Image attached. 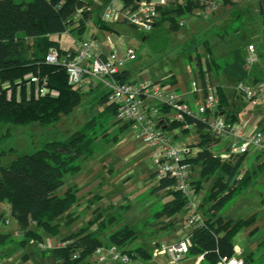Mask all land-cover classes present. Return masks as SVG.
<instances>
[{
    "label": "trees",
    "instance_id": "1",
    "mask_svg": "<svg viewBox=\"0 0 264 264\" xmlns=\"http://www.w3.org/2000/svg\"><path fill=\"white\" fill-rule=\"evenodd\" d=\"M207 1L209 0H184L182 6L166 10L159 8L157 26L168 21L170 28L177 30L180 27L178 17L204 6ZM227 1L223 0V3ZM138 2L139 0H123V6L135 8ZM89 5L90 2L86 0H0V124L17 126L37 123L42 127H49L60 122L62 117L70 115L81 103L83 90L70 86L65 69L48 64L46 56L51 48L63 51L59 42L51 39L52 35L69 33L76 40H82L91 19V13L87 10ZM259 5L264 16V0H260ZM81 9L86 10L76 18ZM97 23L99 29L111 31L101 19ZM211 63L217 62L207 64ZM197 66L204 84L210 65L206 68L198 61ZM32 76H37L40 80L47 79V93H36V86L30 81ZM118 79L129 81L128 72H122ZM217 89L221 112L227 114L231 121H236V115L229 109V98L223 88ZM52 91L57 94L52 95ZM107 101L106 94L100 102ZM116 117V108L108 105L104 112L94 116L69 139L46 143L35 153L19 155L10 165L0 167V202L10 207L12 217L24 233L25 240L19 243V248H23L31 240L43 243L44 238L39 230L51 237L58 236L62 230V223L59 222L62 217L65 218L67 227L76 221L78 217L73 208L79 201V189L72 186L61 193L60 190L65 186L64 178L67 174H76L80 170V161L96 153L97 139L109 135L110 128L119 123L114 122ZM173 126L180 127L181 124ZM198 132L201 135L200 145L207 147L211 139L200 124ZM244 159L241 158L235 165L222 164L205 150L193 160L194 165L201 167V179L196 182L198 192L204 182L219 172L223 174H218V180L201 206L205 208L209 205L203 213L206 215L203 225L191 234L189 256L204 255L209 264H218L220 257L234 255L233 239L236 234L255 225L258 213L237 221L225 220L218 214L237 195V191L247 187L256 174L264 169L263 163L256 168H249L244 177L233 184ZM166 187V182H160L154 192L163 191ZM171 192L174 200L165 204L156 213V217H177L183 213L187 204L185 198L178 192ZM2 217L0 215V220ZM116 218L118 216L104 217V212L97 208L93 219L85 227L62 239L61 242L67 243L65 247L55 248L46 254L59 264H95L92 255L97 248L117 246L126 250L134 263L139 259L148 261L152 257L151 251L143 247L126 249L137 238L136 231L128 226L111 232L108 244L103 242V234L109 232ZM95 227L96 230H93ZM12 241L8 235L0 234V247L11 244ZM76 254L77 258L74 257ZM244 259L245 264H249L253 256L250 254Z\"/></svg>",
    "mask_w": 264,
    "mask_h": 264
},
{
    "label": "built area",
    "instance_id": "2",
    "mask_svg": "<svg viewBox=\"0 0 264 264\" xmlns=\"http://www.w3.org/2000/svg\"><path fill=\"white\" fill-rule=\"evenodd\" d=\"M220 0H209L198 8V16L211 17L220 6ZM168 2L161 0H139L135 8H125L123 0H110L105 7L101 20L104 22L125 23L143 33L152 32L160 18L159 8L167 7ZM83 10L78 11L79 16ZM183 24L181 23V26ZM247 68L251 69L258 62V54L253 45L247 48ZM136 60V51L126 47L125 54L112 51L107 57L101 58L92 49V41L76 40L75 49L60 51L51 48L46 56L48 64L61 66L65 69L68 84L74 88L87 90L94 84H102L107 89V104L117 110V119L129 125L134 136L138 138L149 152V159L154 168V175L159 182H166L165 190L180 193L187 204L180 215L191 231L180 240L162 244L163 254L171 264H176L189 256L192 240L191 234L203 225L204 219L200 211L204 196L196 190V168L193 160L205 150L223 163L235 165L241 158V164L234 182L240 181L249 169V160L255 157L264 164V131H252L243 128L236 121H231L220 110V96L217 88L205 79V83L191 77L192 94L196 97L193 105L187 103L182 94L153 81H120L127 61ZM36 86L37 94L48 92L47 79L40 80L37 76L30 78ZM56 95L55 91L51 92ZM235 93L243 102L264 108V82L247 84L239 82ZM174 124H181L174 127ZM211 142L202 147L198 125ZM195 130L196 135L180 137L183 132ZM233 182V184H234ZM2 212L9 206L0 202ZM4 225L10 220L4 218ZM67 243H56L52 239L40 243L42 250L49 251L65 247ZM242 249L234 247V255L222 256L218 264H245L241 257ZM204 257V255H201ZM77 258V254L74 256ZM95 264H133L129 253L117 246H102L92 255Z\"/></svg>",
    "mask_w": 264,
    "mask_h": 264
},
{
    "label": "rangeland",
    "instance_id": "3",
    "mask_svg": "<svg viewBox=\"0 0 264 264\" xmlns=\"http://www.w3.org/2000/svg\"><path fill=\"white\" fill-rule=\"evenodd\" d=\"M217 11L218 13L223 11L221 10V6L218 7ZM235 14L236 10L234 14L230 16V20H224L217 26H212L207 31L209 33L206 39L220 62L216 64H203V66H207L206 68H208V65L211 66H209L210 73L213 74L212 76H214L216 83L220 82L223 85V90H225L227 96L229 95V98H232L231 88H234L236 84V75L234 73V69L236 68V54L233 56L231 62L223 60L224 58L222 55H229V53L232 51L235 52L236 50L239 51L240 55L241 53L246 54L248 43H260L259 40L251 38L245 34V32L239 36L240 39L235 40ZM79 17L77 13L76 18ZM208 25L211 26V23H208ZM114 29L122 36L124 43L127 45L126 47H132L136 51V60L127 61L123 70L129 71L134 78L140 75L151 76L154 74L158 77L156 81H161L163 77L171 73L182 82L187 90L191 89L189 67L194 69L196 63L194 59L189 61L188 57L193 48H187L184 43L178 40L179 34H184L186 32L185 28L172 31L168 26L159 27L146 34L133 26L120 23L116 25ZM54 38L61 43L63 48L71 47L74 42L71 34H64L60 39L58 37ZM201 40L204 41L203 38H201ZM100 90L101 91L98 90L88 94L84 92L81 103L74 111L70 115L62 117L60 122L55 125L42 127L37 123L17 126L0 124V154H3L0 155V167L10 165L19 155L35 153L46 143L69 139L75 132L86 125L88 119L98 114L96 101L102 96L103 92L102 89ZM258 109L261 110V108ZM114 134L115 131H112L107 137L100 136L97 139V154L105 152V148L102 147H104L105 142L114 137ZM93 159L103 162L105 157L99 158L95 156ZM221 163L223 164V162ZM261 164L262 163L256 160L255 157L249 160V168H256ZM136 170L134 176L136 184L144 182L146 184L144 189L135 193L133 197L130 198L129 202L124 200V202L120 203L121 205L110 207V205L105 204L103 205L105 208H100L104 212V217L118 216L110 226L112 228L108 233L128 226L136 231L137 238L134 239L131 244L127 245L126 249L132 250L143 247L147 250L154 251V257L151 260L144 261L139 259L135 264H169L165 254L159 257L160 252H162L161 245L164 243L163 241L159 242V240L164 230V225H167V221H165L166 218L161 220V218L156 217V213L162 210L165 197L171 195L172 192L164 191L157 196L154 193L149 194V189H153L158 184L157 178L152 176L154 168L151 161H146V163ZM139 171H142L144 174L140 176V174L137 173ZM219 173L223 174L221 172ZM219 173L211 177L209 181L204 182L200 189L203 196H207L211 192L213 185L218 180ZM199 178L201 179L200 166L196 168V179ZM224 180H226V177ZM208 207L209 205H206L205 208H201L200 214L203 219L206 218V215L203 214L204 210H207ZM255 213H258L255 225L239 231L234 237L233 243L235 246L242 249L241 257L245 258L250 254L253 256V260L249 264H264V169L256 174L254 180L247 187L237 191V195L230 199L229 203L222 208L218 214L223 216L225 220L232 219L233 221H237L239 219H246ZM9 219L13 222L11 216H9ZM81 220L84 221L85 218L83 219L81 217ZM59 222L62 223V230L58 236L53 237L56 242H61L64 237L70 235L72 232L80 230L76 228L77 230L75 229L76 231H73L75 225L67 227L64 217L60 218ZM85 224L86 223H84L83 226ZM6 226L7 225H2L0 228L9 229L7 228L8 226ZM80 226L81 225L78 227ZM39 232L43 238H48L49 235L45 233V231L39 230ZM8 236L9 238L12 237L10 235ZM22 240H25L24 237L16 242L13 240L11 244H7L11 245L8 249L9 253L20 250L19 243ZM103 240H107V236H104ZM31 241L33 242L30 243L28 241L26 242V247H23L26 251L25 254H29L24 264H59L52 256L46 254L48 251L41 249L40 242L36 240ZM194 261L195 259L189 256L176 264H194Z\"/></svg>",
    "mask_w": 264,
    "mask_h": 264
},
{
    "label": "crops",
    "instance_id": "4",
    "mask_svg": "<svg viewBox=\"0 0 264 264\" xmlns=\"http://www.w3.org/2000/svg\"><path fill=\"white\" fill-rule=\"evenodd\" d=\"M86 1L90 2L91 4L87 8V10L90 11L92 15L89 23L87 24L86 33L83 35L82 39L92 41L93 52L101 58L107 57L112 51H116L117 53L124 55L127 45L124 43L122 36L119 35V33H117V31L114 29L115 26L119 25L120 23L105 22L111 28V31H106L98 28L97 20L101 19V15L110 0ZM153 1L159 2L161 0ZM165 1L168 2V6L161 7V9L163 10L175 8L178 5H184V0ZM220 1L221 10L223 11L218 13V10L212 17H209L207 19L201 18L200 16H198V8H195L190 13L183 14L177 18V23L180 25L177 30H172L168 21L162 22L156 28L168 26V28L172 31H178L182 28L186 29V32L184 34H179L178 40L184 43L187 48H193L188 58L189 61H192L194 59L196 66L194 67V69L189 67V76L190 79L192 76H194L195 78H198L202 81L201 76L198 72V61H200L202 64L209 62H220L206 39L209 33L207 31L212 26L215 27L224 20H230V16L234 14V11L236 10V28H234V32L236 33L235 40L240 39L239 36L244 32L251 38L259 40L260 43L258 44L250 42L247 45V48L251 45L255 47L258 54V62L254 65L253 68H247V48L246 54L241 53L240 55L238 50H236L235 52L232 51L231 53H229V55H222V57L224 58L223 60L231 62L233 56H235L236 54V68L234 69V73L236 75L235 86L239 82H245L247 84L264 82V16L260 12V0H228L226 3H223V0ZM181 23L183 24L182 26ZM208 23H211V26H209ZM62 35H52L51 39L57 41L54 37H58L60 39ZM201 38H203L204 41L201 40ZM73 39V45L68 48H63L61 43L58 41L61 49L63 51L74 50L76 44V39L74 36ZM204 67H206V65H204ZM123 72H128L129 81L160 82L168 88H171L172 90H175L178 93L182 94L183 99L189 104L193 105V102L196 98L192 94V87H190V90H187L182 82L179 81L174 74L170 73L169 75L163 77L161 81H156L158 80V77H156L154 74L151 76L140 75L134 78L129 71L123 70ZM246 74L247 76L245 77ZM212 75L213 74L210 72L206 73L205 79H209V81L216 88L221 87L224 89L223 85L220 82L216 83L214 76ZM241 78L245 79L243 81H238ZM235 86L234 88H231L232 98H229V95L227 97L229 98V109L236 115V122L243 128L245 127L247 129H251L252 131H264V108L261 106H252L239 99V97L235 93ZM100 89H102L103 92L102 96L96 101V108L98 109L96 110L98 111V114L104 112L109 105L107 103L100 102L101 98L107 94L106 87L102 84H94L91 88L83 90L85 94H88L90 92H96L98 90L101 91ZM258 108H261V110H259ZM225 116H227V114H225ZM91 119L92 118L88 119L87 123ZM114 122L119 123L112 126L109 130V133L115 131V140L104 143V147L102 148H105V152L97 154V150V152L93 156L80 161V170L76 174H67L64 178L65 186L60 190L61 193L65 192L68 187L72 186H76L79 189V201L77 206L73 208V211L77 214L78 218L70 226L72 227L75 225L73 227V231L76 228L80 229L85 227L87 223H89L93 219L94 210H96L97 208H105V206H103L105 204L110 205V207L121 205L120 203L124 202V200L129 202L130 198H132L135 193H138L142 189H144V186L146 185L144 182L141 183L142 185L136 184V179L134 178V176L138 167L142 166L144 163H146V161H150L149 152L144 148L141 141L134 136L128 124L121 122L117 119V117L116 119H114ZM188 135L195 136L196 131L190 130V132H183L180 137L186 138ZM95 156L99 158L105 157V160L103 162H99L97 159H93ZM137 173H139L140 176L144 174L142 173V171H139ZM152 176H155L154 171L152 172ZM199 180L200 178L197 179V181ZM159 185L160 182L158 181L156 187H154L153 189H149V194L154 193L157 196L162 192L167 191L163 190L155 193L154 190ZM204 197L206 198V196ZM173 200V195H168L167 197H165L163 203L165 205L169 202H172ZM0 215L3 216L2 220L4 218L9 219V216L12 217L10 207L4 212H2V209L0 208ZM81 217L83 219L85 218V220L82 221ZM165 218V221H167V225H164V230L161 233L159 242L163 241V244L176 242L191 231V228L185 225V222L183 218H181V216H164L161 218V220ZM2 220H0V227L4 225ZM84 223L86 224L83 226ZM79 225L81 226L78 227ZM7 228L9 229L0 228V234L12 236L11 238L15 242L24 237L23 231L14 218L13 222L11 221L10 225H8ZM93 230H96V227ZM109 235L110 233H106L102 236V240L104 236H107V240H103V242L106 241L104 242L105 244H108L109 242ZM50 239L55 241L53 237L48 236V238H44V242ZM29 242L32 243L33 241ZM9 247H11V245L0 247V264H24V261L29 257V254H25V248H21L18 251H12L11 253H9ZM151 251L152 257L149 260L154 257V251ZM162 256L163 253L160 252L159 257ZM190 257H193L195 259L194 264H209L205 260V257H202L201 255H192ZM169 264L171 263L169 262Z\"/></svg>",
    "mask_w": 264,
    "mask_h": 264
}]
</instances>
